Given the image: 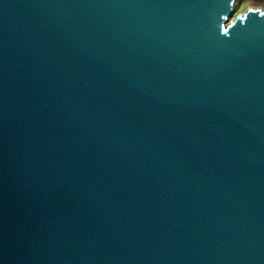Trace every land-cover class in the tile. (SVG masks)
Segmentation results:
<instances>
[{
  "label": "water",
  "instance_id": "1",
  "mask_svg": "<svg viewBox=\"0 0 264 264\" xmlns=\"http://www.w3.org/2000/svg\"><path fill=\"white\" fill-rule=\"evenodd\" d=\"M236 1L0 0V264H264V11Z\"/></svg>",
  "mask_w": 264,
  "mask_h": 264
},
{
  "label": "rangeland",
  "instance_id": "2",
  "mask_svg": "<svg viewBox=\"0 0 264 264\" xmlns=\"http://www.w3.org/2000/svg\"><path fill=\"white\" fill-rule=\"evenodd\" d=\"M248 8L262 9L264 11V0H237L230 20H234L236 16L244 13Z\"/></svg>",
  "mask_w": 264,
  "mask_h": 264
}]
</instances>
